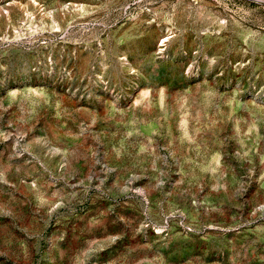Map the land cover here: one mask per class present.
Returning a JSON list of instances; mask_svg holds the SVG:
<instances>
[{"label":"rangeland","instance_id":"rangeland-1","mask_svg":"<svg viewBox=\"0 0 264 264\" xmlns=\"http://www.w3.org/2000/svg\"><path fill=\"white\" fill-rule=\"evenodd\" d=\"M0 264H264V0H0Z\"/></svg>","mask_w":264,"mask_h":264}]
</instances>
